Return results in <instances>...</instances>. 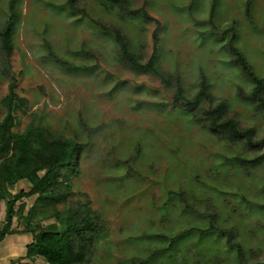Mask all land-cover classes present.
Listing matches in <instances>:
<instances>
[{"label": "rangeland", "instance_id": "obj_1", "mask_svg": "<svg viewBox=\"0 0 264 264\" xmlns=\"http://www.w3.org/2000/svg\"><path fill=\"white\" fill-rule=\"evenodd\" d=\"M212 1L128 0L138 13L131 18L103 0H76L85 16L63 9L66 0L15 2L12 54L6 57L0 45V101L14 80L15 92L27 101L24 113H15L14 132L35 124L85 144L71 177L70 202L74 208L88 203L103 226L87 264H139L167 245L154 236L171 238L202 223L203 205L191 214L169 201V192L180 190L211 199L218 226L236 230L235 242L248 264L264 262V164L254 168L233 160L239 155L254 160L264 149L244 140H221L192 118L226 102L227 117L253 129L254 140L264 138V114L238 97L251 91V83L231 64L224 42L209 34L213 26L220 33L233 27L237 46L264 78V0H218L211 15ZM9 2L0 0V28ZM91 20L117 29L142 64L153 53L157 32L155 65L169 85L152 72L131 69L113 35ZM202 78L210 101L193 114L174 110L178 83L192 100ZM4 115L0 108V118ZM21 189L28 190L25 182L11 193ZM34 199L17 202L16 207L24 202L25 211L13 218L14 229H23ZM5 213L0 201V223ZM183 243L186 258L178 256L176 264H238L236 252L220 236L203 241L192 236ZM164 259L160 255L149 264H164ZM30 264L46 263L37 258Z\"/></svg>", "mask_w": 264, "mask_h": 264}, {"label": "trees", "instance_id": "obj_2", "mask_svg": "<svg viewBox=\"0 0 264 264\" xmlns=\"http://www.w3.org/2000/svg\"><path fill=\"white\" fill-rule=\"evenodd\" d=\"M103 1L126 12L130 18L138 15L129 9L128 0ZM217 1H212L211 15L215 12ZM15 2L16 0H10L7 20L0 28V45L6 57H9L14 50L13 36L18 21ZM75 3L76 0H66L61 7L73 15L80 13L85 16V11L78 9ZM141 16L144 19L148 18L146 14ZM91 22L103 32H110L113 35L120 57L131 69L152 72L162 79L163 84L169 85L170 79L164 78L155 65L159 55L157 32L153 35V53L148 62L142 64L140 57L132 53L126 38L117 29L107 28L93 20ZM209 34L217 41L224 42L231 56V64L252 85L249 93L239 92L238 97L254 107L257 112L264 114V78L254 71L237 46L235 29L232 27L220 33L213 26ZM68 66L81 67L78 64ZM15 89L16 82L13 80L9 84L8 94L0 101V108L5 110V115L0 118V200L5 202L6 207L4 223L0 224V243L7 235L31 234L33 241L26 246L25 262L12 264H30L37 258L42 259L46 264H87L93 246L103 235V226L99 224V216L88 208V203L74 208L70 202L71 177L77 174L79 155L85 144L62 135H54L48 129L35 124L27 125L21 133L14 132L17 121L15 113L18 111L24 113L27 106L26 99L18 96ZM204 101H210L209 85L205 78H202L200 89L192 100L184 97L178 83L174 91L173 108L186 114H193ZM227 108V103L221 102L211 109L203 110L199 117L193 114L192 118L202 128L218 135L221 140L228 143L244 140L251 148L264 149V138L254 140V130L242 129L237 120L227 117ZM233 160L237 165L246 164L256 168L258 164H264V153L254 160L242 158L240 155ZM241 169L243 167H236V170ZM20 182H25L28 190L21 189L13 195L12 190ZM31 198L35 199L24 217L23 229L20 231L12 229L13 218L22 215L25 211L24 202L16 207L17 202ZM168 199L179 204L185 213L194 214L193 211H199L200 204L203 205L205 210L200 217L203 222L196 223L183 233L172 235L171 238L166 235L154 236L157 240L165 241L167 245L155 248L148 258L139 261V264H149L160 255L165 258L164 264H176L178 256L185 257L183 242L192 236L197 237L198 241L220 236L227 240L229 250L236 252L238 264H248L242 245L235 242L236 230L218 226V217L212 209L214 204L211 203V199L197 197L190 192L186 194L182 190L176 193L169 192ZM45 220H52V223L42 227L41 223ZM58 225H61L62 231L58 230ZM256 264H264V262Z\"/></svg>", "mask_w": 264, "mask_h": 264}, {"label": "crops", "instance_id": "obj_3", "mask_svg": "<svg viewBox=\"0 0 264 264\" xmlns=\"http://www.w3.org/2000/svg\"><path fill=\"white\" fill-rule=\"evenodd\" d=\"M2 223H4V221H2L0 224ZM12 229L14 228L12 227ZM19 230L21 229L19 228L18 231ZM26 236H30V242ZM32 241L33 238L31 234L18 233L5 236L0 243V264L25 262L26 246L32 243Z\"/></svg>", "mask_w": 264, "mask_h": 264}]
</instances>
